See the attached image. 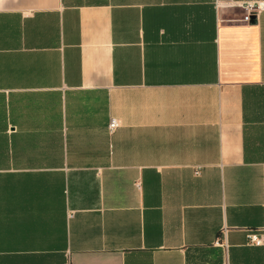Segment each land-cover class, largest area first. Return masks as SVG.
<instances>
[{
    "label": "crops",
    "instance_id": "1",
    "mask_svg": "<svg viewBox=\"0 0 264 264\" xmlns=\"http://www.w3.org/2000/svg\"><path fill=\"white\" fill-rule=\"evenodd\" d=\"M259 1L0 0V264H264Z\"/></svg>",
    "mask_w": 264,
    "mask_h": 264
},
{
    "label": "built area",
    "instance_id": "2",
    "mask_svg": "<svg viewBox=\"0 0 264 264\" xmlns=\"http://www.w3.org/2000/svg\"><path fill=\"white\" fill-rule=\"evenodd\" d=\"M220 5L217 3V8H219ZM224 8H238L243 11L244 17L242 18L241 22H250V19L253 16H257L260 14V12L264 11V2H245L244 4H228L223 6ZM120 127V124L117 120L111 119L108 123V131L112 134ZM194 175H197V172H195ZM249 241L255 245H261L262 241L258 240L257 238L250 236Z\"/></svg>",
    "mask_w": 264,
    "mask_h": 264
}]
</instances>
